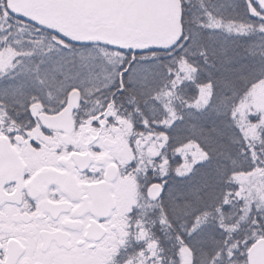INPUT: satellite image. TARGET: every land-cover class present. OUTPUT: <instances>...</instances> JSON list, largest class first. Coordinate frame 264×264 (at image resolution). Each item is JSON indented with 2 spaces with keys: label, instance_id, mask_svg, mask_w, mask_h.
Here are the masks:
<instances>
[{
  "label": "snow or ice",
  "instance_id": "1",
  "mask_svg": "<svg viewBox=\"0 0 264 264\" xmlns=\"http://www.w3.org/2000/svg\"><path fill=\"white\" fill-rule=\"evenodd\" d=\"M0 264H264V0H0Z\"/></svg>",
  "mask_w": 264,
  "mask_h": 264
}]
</instances>
